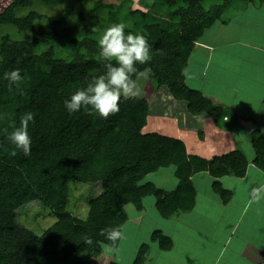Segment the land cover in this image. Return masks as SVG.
I'll return each instance as SVG.
<instances>
[{"label": "trees", "instance_id": "trees-1", "mask_svg": "<svg viewBox=\"0 0 264 264\" xmlns=\"http://www.w3.org/2000/svg\"><path fill=\"white\" fill-rule=\"evenodd\" d=\"M43 1L51 4L57 0ZM97 1L68 0L53 16L37 9L34 0H11L0 11L1 199L6 195L8 184L13 185L11 191L18 206L39 201L38 198L27 201L25 196L37 190L42 191L44 200L49 199L56 185L53 177L59 175L57 168H62L61 174L67 180L75 179L82 172L86 157L97 158L99 144L105 136L116 125L121 128L118 143L113 139L119 148L116 152L120 162L115 167L106 163L102 171L92 175V179L102 185L103 201L99 211L89 215L82 235H74V224L66 227L62 214L60 223L40 237L16 233L12 212L7 211L0 220L3 230L0 243V260L3 261L0 264H68L73 254L77 260L71 264H90L91 258L102 251V243H111L100 235L101 231L105 228L120 229L128 219L121 204L129 200V192L137 185L129 188L112 183L113 177L119 176L120 172L130 171L142 179L163 165L178 162L175 174L179 184L175 189L161 191L155 185H148L146 191L139 195L142 197L154 192L157 209L161 214L172 217L195 204L196 190L192 176L200 171H209L215 176L229 172L242 175L248 166V160L238 151L208 160L188 154L185 145H181L178 139L148 134L144 128L149 122L150 108L137 97L127 100L122 97L120 111L108 119L90 115L83 108L70 114L64 106L65 100L70 99L72 94L86 88L94 77L106 71L97 42L105 29L123 23L126 34L144 35L150 48V61L145 65L138 64L137 68L142 71L151 67L149 78L159 89L168 87L174 104L181 105L188 115L184 114L185 118H217L223 110L200 90L187 84L185 68L196 45L197 30L227 17L225 14L230 9L227 7L231 5V0H213L212 3H209L211 0H154L147 10L133 8L132 0L93 6ZM239 1L245 4L264 2ZM175 6H191L194 14L185 15L179 8L173 9ZM164 13L173 14L175 21L180 19L179 32ZM198 20L203 24L196 29L193 22ZM93 27H98L99 31L92 32ZM158 49H162L164 54H159ZM17 67L21 69L23 79L18 87L13 85L9 90V81L3 78L4 73ZM28 111L33 113L34 120L28 129L32 140L31 154L25 156L7 137L19 127L20 115ZM170 114L175 116L176 110ZM89 131L91 139L85 151L75 153L69 149L72 138ZM252 140L257 151L255 162L264 167V135L253 134ZM14 150L17 155L11 156ZM108 155L111 156L110 153ZM215 189L223 196L226 193L221 186ZM36 237L39 240L34 244ZM89 238L92 244L87 243ZM151 239L158 241L163 249L172 246L171 239L159 229L153 231ZM149 247V243L140 246L133 264L145 262ZM110 264L120 263L113 260Z\"/></svg>", "mask_w": 264, "mask_h": 264}, {"label": "crops", "instance_id": "crops-1", "mask_svg": "<svg viewBox=\"0 0 264 264\" xmlns=\"http://www.w3.org/2000/svg\"><path fill=\"white\" fill-rule=\"evenodd\" d=\"M233 9L197 36L185 68L187 84L223 114L200 117L195 129L186 123L183 135L190 142L188 154L212 160L238 151L248 160L246 171L222 176L198 172L191 178L194 206L172 217L161 214L154 200L146 202L120 228L124 239L114 248L121 257L125 235L130 240L144 233L150 247L143 264H264V201L248 204L250 189L264 183L252 140L253 134L264 135V2L238 1ZM174 176L163 182L170 190L179 184ZM217 186L226 191L224 196ZM157 229L171 239V248L151 239ZM138 243L137 251L144 241Z\"/></svg>", "mask_w": 264, "mask_h": 264}, {"label": "rangeland", "instance_id": "rangeland-1", "mask_svg": "<svg viewBox=\"0 0 264 264\" xmlns=\"http://www.w3.org/2000/svg\"><path fill=\"white\" fill-rule=\"evenodd\" d=\"M11 0H0V11L4 9L6 5L10 3ZM68 0H57L54 3L48 4V2L43 0H34V6L37 9H40L45 14L50 16L57 15L60 7L63 6L62 3H65ZM239 0H231V5H228L229 11L226 15H229L231 12H234V4ZM133 8H139L142 10L150 9L154 0H132ZM213 0L209 1L212 3ZM240 2V1H239ZM100 3L108 4H119L120 0H98L93 6ZM242 3V2H241ZM255 4V3H253ZM162 5V4H161ZM187 5V4H186ZM251 5V4H250ZM164 4L162 5V7ZM180 9L179 11H184L185 15H192L191 6H181L174 7L173 9ZM176 13V11L174 12ZM166 14V13H164ZM176 15V14H175ZM171 23L176 27L177 32L181 29L180 19L175 21L173 14H166ZM196 16V15H195ZM180 18V16H179ZM193 18V16H192ZM196 29H198L202 21L193 22ZM197 30L196 36H199L205 27ZM138 85L142 88V95L137 97L139 100H142L149 108L150 115L148 119V124L145 126L144 131L151 135H168L172 138L178 139L181 145L187 147L190 145L189 139H186L183 135V131L186 130V123L192 127L196 128V125L199 124L200 116H194V122H188L187 118L184 117L186 112L183 110V107L179 104H174V98L170 93L168 87L163 86L160 89L156 87V83L151 78L140 79L137 81ZM182 103V102H181ZM183 104V103H182ZM176 110V115L172 116L171 112ZM169 113V115H168ZM184 125V126H183ZM188 126V125H187ZM121 128L116 125L115 129H112L99 144V152L96 153L97 158L92 156H87L83 163V170L73 180H67L61 173L62 168H57L58 176L53 177L56 181V185L53 188L49 199L44 200V195L41 190L33 191L26 193V200L31 199H40L37 202H30L27 205L18 206V203L13 197V192L11 191L13 185L8 184L5 188V197L0 198V220L4 217L5 212L11 211L14 221V231L16 233L29 235L35 234V236L40 237L47 231H49L53 226L60 223V215H64V221L66 227L74 224L75 228L73 229L74 235L80 236L84 232V225L89 219V215L94 211H99L101 202L103 201L102 194V185L97 183L92 179V175L96 172L103 170V166L106 163L117 166L120 162L117 152L119 151L118 145H115L113 139L118 143L117 138L119 139ZM91 132H84L83 134L72 138L70 150H73L75 153L83 152L87 149L89 145ZM187 143V145H186ZM117 151V152H116ZM111 154L109 156L108 154ZM99 157V158H98ZM113 158V159H112ZM176 162V161H175ZM172 163L171 165H163L159 170L147 174L144 178L138 179L137 174H134L130 171L120 172L117 177H113L112 183H120L121 185L129 188H133L137 185L135 190L129 192V200L125 203H122V210L128 215L132 216L134 212L143 210L144 204L146 202H157L155 193L143 194L142 197H139L140 193L146 191L148 185H155L156 188L161 189V191H171L170 186L164 185L163 182L167 181L168 178H175L176 167L179 163ZM117 172V171H116ZM178 181V178H176ZM171 181V180H170ZM119 185V184H118ZM127 194V193H125ZM145 197V198H144ZM156 200V201H155ZM150 204V203H149ZM59 205V207H57ZM18 206V207H17ZM3 230L0 228V243L2 241ZM144 233L139 234L127 239V234L125 235L124 245H125V254L121 257V253L115 252V248L111 252L104 251L105 243H102V251L96 256L91 258L90 264H110L113 260L117 258L120 264H132L133 256H137L138 251L136 248V242L144 241L148 243L147 239L143 237ZM141 236V237H140ZM35 238L33 241L34 244L38 243V238ZM143 238L145 240H143ZM129 241V242H128ZM146 241V242H145ZM139 244V243H138ZM142 245V244H141ZM137 252V253H136ZM77 257L75 254L68 259V264H71L73 261H76ZM3 261L0 260V263Z\"/></svg>", "mask_w": 264, "mask_h": 264}, {"label": "clouds", "instance_id": "clouds-1", "mask_svg": "<svg viewBox=\"0 0 264 264\" xmlns=\"http://www.w3.org/2000/svg\"><path fill=\"white\" fill-rule=\"evenodd\" d=\"M125 27L123 23H116L103 31L97 43L99 55L105 61L106 71L94 77L86 88L78 89L70 99L65 100L64 106L70 114L83 108L90 115L96 114L103 119H108L120 111L119 103L122 97L127 100L142 95L143 90L137 81L141 78L147 80L152 74V69L145 67L141 71L137 65H145L150 61V48L144 35L131 32L126 34ZM91 31L97 32L99 28L93 27ZM157 51L161 55L164 54L162 49ZM3 78L9 81V90L13 85L18 87L23 79L21 69L17 67L5 72ZM19 119V127L15 128L7 139L15 146V149L29 156L32 140L28 129L34 116L31 111H28L21 114ZM10 155L16 156L17 152L14 150ZM248 197L249 205L264 201V183L252 187ZM100 235L111 242L104 245L105 252H111L116 242L124 239L119 228H105ZM87 243L92 244L93 241L89 238Z\"/></svg>", "mask_w": 264, "mask_h": 264}]
</instances>
